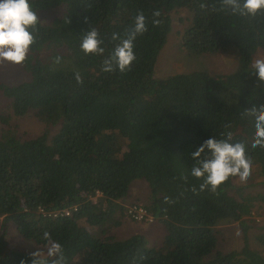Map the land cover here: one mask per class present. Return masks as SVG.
I'll return each instance as SVG.
<instances>
[{"label":"trees","instance_id":"obj_1","mask_svg":"<svg viewBox=\"0 0 264 264\" xmlns=\"http://www.w3.org/2000/svg\"><path fill=\"white\" fill-rule=\"evenodd\" d=\"M242 3V0H238ZM37 23L21 64L22 80L0 82L16 117L34 115L47 130L22 140L0 137V264H264L252 247L250 219L264 193L235 186L230 177L215 192L191 176L192 151L209 137L242 140L252 172L264 186V146H252L251 109L264 105V80L254 67L264 51V9L248 14L226 0H29ZM186 9L180 34L191 55H218L236 47L239 65L227 75L205 71L156 76V64L172 30L174 11ZM158 13V15H157ZM145 17L133 40L135 60L105 71L115 47ZM158 21V23H154ZM97 33L102 53H85L83 38ZM59 127L50 138L48 129ZM148 186L143 204L164 227L158 248L143 234L120 239L125 203L135 182ZM100 196H99V195ZM97 198L96 201L94 199ZM260 204V205H259ZM77 207L69 217L48 212ZM119 216H117V214ZM39 249V257L15 250L8 224ZM239 223L240 250L221 252L215 228ZM47 234V235H46ZM255 240L264 247V234Z\"/></svg>","mask_w":264,"mask_h":264},{"label":"rangeland","instance_id":"obj_2","mask_svg":"<svg viewBox=\"0 0 264 264\" xmlns=\"http://www.w3.org/2000/svg\"><path fill=\"white\" fill-rule=\"evenodd\" d=\"M189 11L186 9H180L172 12V30L167 39L165 47L162 49L158 62L156 64V76L158 78H166L171 75L180 73H191L194 71H205L211 75H227L235 72L239 65V52L236 47L229 49L227 52L213 55H191L182 47L180 34L184 32L185 28L189 24L190 18ZM257 59H264V51H259L255 56L254 64ZM22 80V68L21 64H15L12 62L0 59V82L7 84H16ZM47 127L44 123L40 122L38 118L30 114L24 117H16L12 114L9 108V101L4 97L0 91V137L11 131L22 140L36 138L41 136ZM59 131V127H50L48 129L50 138ZM260 179L256 175V171L251 172V175L244 181L236 178L235 186H250L248 191L264 193L263 185H256ZM148 192V186L144 182H135L132 187V199L127 201L124 205L126 207L125 216L122 219L121 226L115 227L112 230V234L117 238L124 239L135 234H143L148 240V246L151 248H158L162 245L165 231L162 224L155 220L154 223L139 222L131 219L128 216V207L138 202L143 204L144 201L140 199H146ZM97 198L94 199L96 201ZM260 205V204H259ZM120 213L117 214L119 216ZM255 221L253 225L257 226V229H253L250 232V242L252 247L264 251L256 240L255 236L258 234H264V204L260 211H256L250 218ZM4 218H0V236L2 234ZM215 232L218 237V250L221 252H230L234 250H240L244 245L245 234L239 223H227L222 224L215 228ZM7 241L11 247L15 250L29 252L39 257H45L49 255V249L41 250L38 246L22 237L13 222L8 224V230L6 235Z\"/></svg>","mask_w":264,"mask_h":264},{"label":"clouds","instance_id":"obj_3","mask_svg":"<svg viewBox=\"0 0 264 264\" xmlns=\"http://www.w3.org/2000/svg\"><path fill=\"white\" fill-rule=\"evenodd\" d=\"M234 9H240L248 14H255L264 9V0H226ZM158 15V13H157ZM37 23V16L32 11L29 0H0V59L20 64L26 59L27 52L33 42L29 29ZM158 23V21H154ZM146 30L145 17L138 14L134 18L132 31L123 39L105 61V71H111L113 65L120 71H125L135 60L133 40L136 35ZM100 40L95 31L89 32L81 42L85 53H102ZM257 76L264 80V59H257L254 64ZM252 146H264V105L254 106L251 110ZM194 161L191 176L202 181L201 190L209 189L215 192L230 177L246 180L252 172V160L248 146L242 140L232 141L231 133L225 138L209 137L191 153ZM47 235V234H46ZM59 252V245L53 244L49 255Z\"/></svg>","mask_w":264,"mask_h":264},{"label":"built area","instance_id":"obj_4","mask_svg":"<svg viewBox=\"0 0 264 264\" xmlns=\"http://www.w3.org/2000/svg\"><path fill=\"white\" fill-rule=\"evenodd\" d=\"M76 210H77V207H74L73 209L61 210V211H55V212H48L43 209H40L39 211L45 217L58 218V217H69L72 215L73 211H76ZM127 213H128V216L135 221L146 222V223L155 222V219L148 213V211L140 205H136V204L130 205L128 207Z\"/></svg>","mask_w":264,"mask_h":264}]
</instances>
